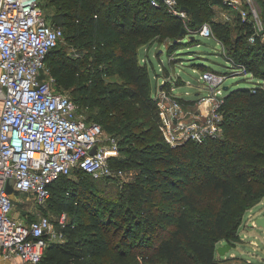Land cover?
Instances as JSON below:
<instances>
[{
    "label": "trees",
    "instance_id": "trees-1",
    "mask_svg": "<svg viewBox=\"0 0 264 264\" xmlns=\"http://www.w3.org/2000/svg\"><path fill=\"white\" fill-rule=\"evenodd\" d=\"M177 1L189 9V28L194 31L208 23L214 39L234 61V71L241 73L243 67L256 81L248 88L226 89L223 136L190 140L174 148L159 129L155 91L147 61L140 57V39L162 31L180 36L186 33L185 23L150 0H50L52 18L60 16L61 25L42 9L74 51L59 48V42L46 56L55 90L75 104L133 110L153 118L155 136L162 142L134 148L124 160L109 159L114 168L139 170L135 180L123 187L122 205L113 209L123 211L127 223L117 244L111 241L116 235H108L94 210L102 201L91 196L83 200L91 191L85 180L91 177L75 171L54 181L46 203L57 215L66 213L67 223L63 241L50 242L38 264H223L216 256L218 242H239L244 213L264 198V55L258 50L263 44L258 35L249 41L253 25L239 18L234 22L241 35L228 44L227 22L207 21L206 0ZM210 2L226 8L222 0ZM261 9L264 13V1ZM191 35L187 36L195 40ZM244 41L251 47H239ZM106 129L112 130L109 125ZM140 228L144 232L139 235Z\"/></svg>",
    "mask_w": 264,
    "mask_h": 264
},
{
    "label": "built area",
    "instance_id": "built-area-1",
    "mask_svg": "<svg viewBox=\"0 0 264 264\" xmlns=\"http://www.w3.org/2000/svg\"><path fill=\"white\" fill-rule=\"evenodd\" d=\"M150 3L156 8L165 6L182 21L188 19L177 0ZM222 4L225 22L239 18L253 25L250 42L259 33L264 35L258 0H222ZM196 34L214 39L208 23L196 29ZM62 37V29L45 19L39 0H0V260L19 258L38 264L50 242L63 241L66 213L59 214L54 225L38 208L46 204L50 185L59 177L82 171L100 180L124 173L110 165L117 150L114 145L100 144L101 126L87 122L70 97L54 88L45 59ZM201 79L215 88L224 77L204 72ZM154 99L162 120L159 129L171 146L220 136L223 118L216 109L205 126L193 123L185 128L179 99L163 88ZM183 132H187L184 140ZM94 147L96 152L91 154ZM9 180L14 181L13 194L7 193ZM17 194L32 198L38 208L30 211L32 218L13 215Z\"/></svg>",
    "mask_w": 264,
    "mask_h": 264
},
{
    "label": "rangeland",
    "instance_id": "rangeland-1",
    "mask_svg": "<svg viewBox=\"0 0 264 264\" xmlns=\"http://www.w3.org/2000/svg\"><path fill=\"white\" fill-rule=\"evenodd\" d=\"M262 1L264 0H258V8L262 18V33H264V13L261 12ZM206 4L208 5L206 11L208 22H225L223 17L224 9L211 4L210 0H206ZM40 6L48 18L56 25H61L62 19L60 16H54L55 19L52 18L54 7L51 5L50 0H40ZM157 16H159V19H164L161 13ZM183 23H185L186 31L184 32L186 33L180 36L170 37L166 35V32L162 31L142 37L140 39V57L147 61L151 88L155 92L163 88L170 95L179 99L181 104V121L184 123L185 128L190 127L193 123L205 126L209 116L215 109L224 118L221 107L224 104L225 93L229 89L248 88L254 86L253 84H255L256 80L248 76L246 72L239 73L234 71L236 69L234 61L227 55L228 51L225 48L223 49L215 39L201 37L198 34L194 35L195 40L189 38L187 35L195 31L189 28V16ZM225 25L227 26V35L229 36L228 44H230L231 40L241 35V32L237 29L235 22H227ZM258 36L263 45L259 49L258 47L253 48L258 49L264 55V35L259 33ZM247 43V41L239 43V47H251ZM67 46L68 42L64 38L58 45L59 48L68 52L70 50ZM70 52L73 53L74 51ZM229 52H232L231 48ZM261 68H264V63ZM204 72L216 73L223 76L224 79L218 86L211 88V85L207 81L201 79ZM110 80H117V78L111 77ZM165 84L168 85L165 86ZM224 86H227L228 90H225ZM207 98L210 99V102L206 103L205 99ZM76 104L79 112L88 122L104 127L105 130H103L101 135L103 141L100 144L105 145L107 148H111L114 145L115 150H117L116 157L120 160L126 159L129 152L134 148L146 146L147 144H151L152 141L162 142L159 136H155L152 128V122L155 121L153 118L149 119L144 117L143 114H136L133 110L123 111L119 109L112 111L108 108L83 106L78 102ZM170 114L171 112L168 115ZM161 122V117H159V123L161 124ZM129 124L131 125L129 127L130 130L125 127ZM106 125L111 126L112 130L108 131ZM220 133V136H223V133ZM186 134L182 133L183 140ZM162 136L166 141L163 133ZM138 173V169L124 167V173L120 177L100 180L87 178L85 180L87 181L86 184L90 185L91 191L89 190L83 196V200L89 199V196H91L94 200L100 199L102 201V206L96 205L94 210L100 214L108 235H116L111 239L112 244L118 243L121 234H123L122 228L125 229L127 225L123 219L126 216L123 211L115 212L113 209L118 204L122 205L121 193L123 187L128 182L134 181ZM154 197L157 198L156 193ZM156 203L158 204L157 201ZM33 204L32 198H26L23 195L17 194L15 196L13 215L22 217L23 213H26L28 210L35 212L39 208V211L46 213L54 225L56 224L58 215L49 208L48 203L41 208L34 206L35 210ZM124 208L125 205H123L122 210ZM28 215L32 218L30 213ZM258 218H264V198L244 213L242 223L238 229L240 241L234 243L228 242L231 245L230 250L224 256L216 255L218 258L224 260L223 264H264V226L257 225L256 220ZM55 230L61 231L56 226ZM143 232V228L138 229L139 235L143 234ZM223 243H225L224 240L218 242L217 247Z\"/></svg>",
    "mask_w": 264,
    "mask_h": 264
},
{
    "label": "water",
    "instance_id": "water-1",
    "mask_svg": "<svg viewBox=\"0 0 264 264\" xmlns=\"http://www.w3.org/2000/svg\"><path fill=\"white\" fill-rule=\"evenodd\" d=\"M183 10H186L187 12H189V9L187 7H182ZM185 30H183L184 32ZM185 33V32H184ZM192 38H195L194 35H191ZM224 89H227V86H224ZM96 152V147H94L91 151V154H94ZM13 184L14 181L13 180H9L7 183V193L8 194H13ZM257 225L259 226H264V218H258L256 220ZM231 248V245L228 242L223 243L222 245L218 246L216 249V252L219 256H224Z\"/></svg>",
    "mask_w": 264,
    "mask_h": 264
},
{
    "label": "crops",
    "instance_id": "crops-1",
    "mask_svg": "<svg viewBox=\"0 0 264 264\" xmlns=\"http://www.w3.org/2000/svg\"><path fill=\"white\" fill-rule=\"evenodd\" d=\"M34 206H35V205L33 204V207H34ZM31 207H32V206H31ZM34 210H35V207H34ZM30 211H32V210H28L26 213H23V215L29 217L28 213H31ZM0 264H25V262H23V261L20 260L19 258H11V259H7V260L1 259V260H0ZM26 264H28V263H26Z\"/></svg>",
    "mask_w": 264,
    "mask_h": 264
}]
</instances>
